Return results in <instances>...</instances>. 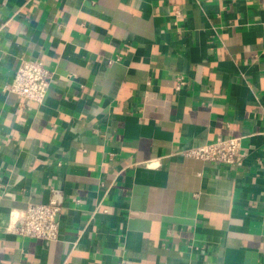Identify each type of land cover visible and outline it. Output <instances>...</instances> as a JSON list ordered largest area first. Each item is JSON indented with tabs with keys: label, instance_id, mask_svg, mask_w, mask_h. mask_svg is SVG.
<instances>
[{
	"label": "crops",
	"instance_id": "1",
	"mask_svg": "<svg viewBox=\"0 0 264 264\" xmlns=\"http://www.w3.org/2000/svg\"><path fill=\"white\" fill-rule=\"evenodd\" d=\"M22 58L43 102L4 90ZM0 60V264H264V0H0ZM52 188L57 239L6 230Z\"/></svg>",
	"mask_w": 264,
	"mask_h": 264
},
{
	"label": "built area",
	"instance_id": "2",
	"mask_svg": "<svg viewBox=\"0 0 264 264\" xmlns=\"http://www.w3.org/2000/svg\"><path fill=\"white\" fill-rule=\"evenodd\" d=\"M52 79V71L41 59L22 58L11 82L4 85V90L43 102L50 90ZM186 83V77L179 75L176 89ZM243 139L244 135L218 136L205 144L185 149L183 154L222 166L239 165L245 157ZM62 205L59 190L52 188L48 202H29L24 209L12 211L6 230L28 238L57 239L60 233L59 216Z\"/></svg>",
	"mask_w": 264,
	"mask_h": 264
}]
</instances>
